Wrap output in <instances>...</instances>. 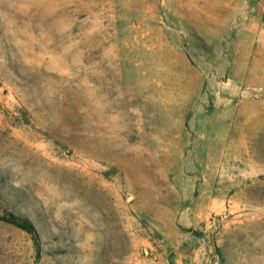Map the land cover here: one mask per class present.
Masks as SVG:
<instances>
[{
    "label": "rangeland",
    "instance_id": "374dc122",
    "mask_svg": "<svg viewBox=\"0 0 264 264\" xmlns=\"http://www.w3.org/2000/svg\"><path fill=\"white\" fill-rule=\"evenodd\" d=\"M0 187V264H264V0H0Z\"/></svg>",
    "mask_w": 264,
    "mask_h": 264
},
{
    "label": "trees",
    "instance_id": "16d2710c",
    "mask_svg": "<svg viewBox=\"0 0 264 264\" xmlns=\"http://www.w3.org/2000/svg\"><path fill=\"white\" fill-rule=\"evenodd\" d=\"M1 191L0 220L29 233L37 244L39 240V233L34 221L27 214L20 211H13L9 207L11 201H13L14 198L16 199V197L22 196L24 192L14 187H9V189L4 188V190L2 192ZM16 191H19L20 194Z\"/></svg>",
    "mask_w": 264,
    "mask_h": 264
}]
</instances>
